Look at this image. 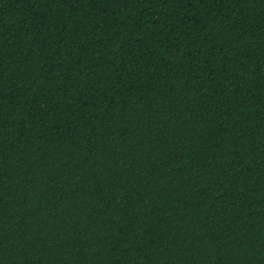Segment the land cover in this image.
<instances>
[{
  "label": "trees",
  "instance_id": "obj_1",
  "mask_svg": "<svg viewBox=\"0 0 264 264\" xmlns=\"http://www.w3.org/2000/svg\"><path fill=\"white\" fill-rule=\"evenodd\" d=\"M0 264H264V0H0Z\"/></svg>",
  "mask_w": 264,
  "mask_h": 264
}]
</instances>
